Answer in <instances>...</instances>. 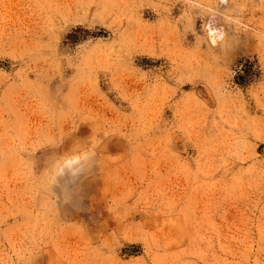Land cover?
Wrapping results in <instances>:
<instances>
[{
    "label": "rangeland",
    "instance_id": "obj_1",
    "mask_svg": "<svg viewBox=\"0 0 264 264\" xmlns=\"http://www.w3.org/2000/svg\"><path fill=\"white\" fill-rule=\"evenodd\" d=\"M0 264H264V0H0Z\"/></svg>",
    "mask_w": 264,
    "mask_h": 264
}]
</instances>
